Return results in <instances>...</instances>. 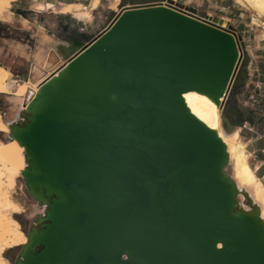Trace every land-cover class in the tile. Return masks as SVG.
<instances>
[{
    "label": "water",
    "instance_id": "1",
    "mask_svg": "<svg viewBox=\"0 0 264 264\" xmlns=\"http://www.w3.org/2000/svg\"><path fill=\"white\" fill-rule=\"evenodd\" d=\"M222 19L173 0H120L65 60L10 136L28 197L46 204L13 264H264V222L238 206L226 145L183 93L206 95L224 129L248 58Z\"/></svg>",
    "mask_w": 264,
    "mask_h": 264
},
{
    "label": "bare ground",
    "instance_id": "2",
    "mask_svg": "<svg viewBox=\"0 0 264 264\" xmlns=\"http://www.w3.org/2000/svg\"><path fill=\"white\" fill-rule=\"evenodd\" d=\"M15 1L17 0H0V13ZM235 1L249 11L251 10L253 19L258 20L264 26V0ZM42 7L44 5H38V8ZM63 11L74 12L84 17L85 20L92 18L91 13L82 11L78 4L66 5ZM221 19V26L227 27L228 20ZM35 49L33 80L18 81L9 69L0 64V94L13 96L8 100L11 109L9 121H4L0 112V132L6 134L7 141L13 148L11 151L0 140V264H9L8 260L2 256L6 248L22 247L28 240L18 220L11 215V213L20 212L22 207L10 197V190L15 186L16 177L20 176L29 161L23 145L10 136V129L13 125H20L26 120V106L39 91L41 83L52 75L57 76L60 67L65 63L62 56L49 42L42 43ZM183 99L189 111L209 128L216 130L226 145L228 166L232 168V173L229 175L237 190L239 208L245 212H256L264 222V184L248 162L249 154L246 144L239 137L238 129L235 128L230 132L224 129L220 108L206 95L188 91L183 93ZM31 201L35 209L31 213L28 231L39 226L40 217L44 216L46 210V204H42L33 195ZM16 259H19V255Z\"/></svg>",
    "mask_w": 264,
    "mask_h": 264
},
{
    "label": "crops",
    "instance_id": "3",
    "mask_svg": "<svg viewBox=\"0 0 264 264\" xmlns=\"http://www.w3.org/2000/svg\"><path fill=\"white\" fill-rule=\"evenodd\" d=\"M186 4L191 1L221 3L223 9L234 7L230 0H176ZM117 3V4H116ZM120 0H17L12 2L0 15V61L21 59L34 61L35 48L42 43L58 44L69 36L90 35L95 15L102 18L103 27L111 12L118 11ZM80 5L82 11H89L90 20L74 12H65L66 5ZM112 4V5H111ZM38 5H44L41 9ZM47 6V7H46ZM96 7V8H95ZM200 17L212 15L210 12ZM48 41H45V40ZM50 40V41H49ZM35 46V48H32ZM31 71V69H30ZM257 90L248 95L247 100L253 109L236 129L243 139L249 154L250 166L264 184V62L258 64ZM237 94L231 95L236 105ZM237 106V105H236ZM256 117L257 122L253 120Z\"/></svg>",
    "mask_w": 264,
    "mask_h": 264
},
{
    "label": "rangeland",
    "instance_id": "4",
    "mask_svg": "<svg viewBox=\"0 0 264 264\" xmlns=\"http://www.w3.org/2000/svg\"><path fill=\"white\" fill-rule=\"evenodd\" d=\"M176 1V0H175ZM231 4L234 5L233 8L223 9L221 3H205L201 1H191L190 3H186L184 5L191 6L196 9V11L200 14H205L210 12L213 17L223 18L228 20V24L231 26L232 30L236 33V35L240 38V51L243 56L248 58V76L245 80V84L243 87L237 89L236 92L238 98L236 99V105L238 109L242 112L241 117H233L234 123L237 126H240V122H242L245 118L250 114V109H253L250 106L249 101L247 100L248 95H253L255 90H257V66L259 63L264 62V26L260 24L258 20L253 19L252 11L241 5H239L235 0H230ZM177 2V1H176ZM96 8V7H95ZM6 10L3 9V11ZM2 11V12H3ZM0 13V15L2 14ZM92 30L90 31V35L95 36L100 31H102L105 27H103L102 18L95 15V21L92 24ZM263 26V27H262ZM55 50L56 44H50ZM32 48H35L33 46ZM37 48V46H36ZM36 50V49H35ZM0 64L9 69L12 72L13 77L16 80H33L34 72L33 69L35 66L34 61L26 62L21 59L10 60V61H0ZM31 69V71H30ZM13 96L8 94H0V112L2 115V119L4 121H9L11 109L8 104V100ZM257 122L256 117L253 118ZM0 140L4 142V144L13 151V148L8 143L6 134L0 132ZM243 141V139L241 138ZM247 150V149H246ZM248 151V150H247ZM248 162L249 155H248ZM228 174L232 173L231 166L226 168ZM10 197L19 203L22 207V210L18 213H11V215L18 220L21 225V229L25 233V230H28L29 221L31 218V213L34 211V205L30 199L26 195L25 186L22 181V175L16 177L15 186L10 190ZM20 246L6 248L2 256L6 258L9 264H13V260L15 256L17 257Z\"/></svg>",
    "mask_w": 264,
    "mask_h": 264
},
{
    "label": "trees",
    "instance_id": "5",
    "mask_svg": "<svg viewBox=\"0 0 264 264\" xmlns=\"http://www.w3.org/2000/svg\"><path fill=\"white\" fill-rule=\"evenodd\" d=\"M237 91H238L237 89H233L231 95L235 94Z\"/></svg>",
    "mask_w": 264,
    "mask_h": 264
},
{
    "label": "flooded vegetation",
    "instance_id": "6",
    "mask_svg": "<svg viewBox=\"0 0 264 264\" xmlns=\"http://www.w3.org/2000/svg\"><path fill=\"white\" fill-rule=\"evenodd\" d=\"M87 35V34H86ZM76 36H78V35H76ZM89 37H93L92 35H88Z\"/></svg>",
    "mask_w": 264,
    "mask_h": 264
}]
</instances>
